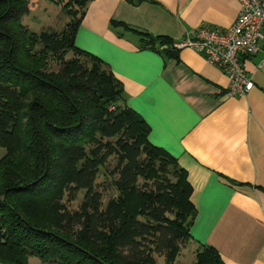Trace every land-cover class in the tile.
I'll return each instance as SVG.
<instances>
[{
    "label": "trees",
    "instance_id": "1",
    "mask_svg": "<svg viewBox=\"0 0 264 264\" xmlns=\"http://www.w3.org/2000/svg\"><path fill=\"white\" fill-rule=\"evenodd\" d=\"M52 1L72 15L61 32L29 28V0H0V263L173 264L197 214L188 172L150 141L109 64L76 44L91 0ZM111 23L142 47L179 50L170 37ZM102 171L116 191L106 205ZM80 190L79 209L61 203ZM194 264L225 262L199 243Z\"/></svg>",
    "mask_w": 264,
    "mask_h": 264
},
{
    "label": "crops",
    "instance_id": "2",
    "mask_svg": "<svg viewBox=\"0 0 264 264\" xmlns=\"http://www.w3.org/2000/svg\"><path fill=\"white\" fill-rule=\"evenodd\" d=\"M239 11V0H91L75 41L109 64L150 141L186 168L191 241L215 246L225 264H264V50L244 58L252 89L230 96L227 74L201 52L142 47L111 23L180 40L201 24L224 30Z\"/></svg>",
    "mask_w": 264,
    "mask_h": 264
},
{
    "label": "built area",
    "instance_id": "3",
    "mask_svg": "<svg viewBox=\"0 0 264 264\" xmlns=\"http://www.w3.org/2000/svg\"><path fill=\"white\" fill-rule=\"evenodd\" d=\"M239 2V14L226 29L201 24L173 42L178 49H196L209 62L221 67L230 80L226 91L230 96L245 95L252 89L253 75L245 66L244 58L264 50V0Z\"/></svg>",
    "mask_w": 264,
    "mask_h": 264
},
{
    "label": "rangeland",
    "instance_id": "4",
    "mask_svg": "<svg viewBox=\"0 0 264 264\" xmlns=\"http://www.w3.org/2000/svg\"><path fill=\"white\" fill-rule=\"evenodd\" d=\"M29 6L30 12L24 15L22 21L28 25L29 28L38 32L43 29L61 32L67 26V23L72 19V15L66 10V8L63 7L62 3L58 4L52 0H29ZM73 56H75L73 51L66 54V58L68 59ZM52 66V68L58 70L62 68V63L54 62ZM116 163L117 158L115 156L111 157L108 164L109 168L115 166ZM103 172L104 171L101 172L97 181L101 186L100 188L103 190V204L106 205L109 198L113 194H116V191H114L112 187H109L108 177ZM84 196V190H80L76 196L65 193L61 198V203L66 204L69 210L74 211L80 208ZM197 248L198 246L194 242L188 240L181 247V251L173 264H194ZM30 264H42V262L39 258H36V256H31ZM157 264H166L164 256H157Z\"/></svg>",
    "mask_w": 264,
    "mask_h": 264
}]
</instances>
